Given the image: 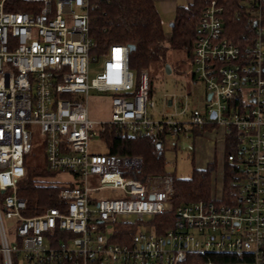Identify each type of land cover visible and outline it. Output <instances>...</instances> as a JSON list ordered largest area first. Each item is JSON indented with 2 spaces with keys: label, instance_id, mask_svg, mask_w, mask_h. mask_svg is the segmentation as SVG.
<instances>
[{
  "label": "built area",
  "instance_id": "1",
  "mask_svg": "<svg viewBox=\"0 0 264 264\" xmlns=\"http://www.w3.org/2000/svg\"><path fill=\"white\" fill-rule=\"evenodd\" d=\"M97 1L0 0V264H176L188 252L248 254L245 264H264V0H243L255 26L243 49L226 38L222 7L214 0L203 7L188 73L203 84L205 102L198 108L187 92L171 93L158 119L146 69L134 89L127 44L110 45L102 60L91 56ZM92 89L112 93L105 123L160 146L181 143L188 129L217 126L223 138L235 135L228 155L238 168L233 202L217 196L173 208L171 174L136 178L140 156L91 151L102 124L88 117ZM33 126L46 171L71 179L57 184L63 207L29 216L18 184L34 147ZM102 189L116 192L99 198ZM171 210L174 220L158 233L150 220ZM118 223L133 224L128 240H116Z\"/></svg>",
  "mask_w": 264,
  "mask_h": 264
},
{
  "label": "trees",
  "instance_id": "2",
  "mask_svg": "<svg viewBox=\"0 0 264 264\" xmlns=\"http://www.w3.org/2000/svg\"><path fill=\"white\" fill-rule=\"evenodd\" d=\"M212 0H191L186 5H177L170 31L165 32L160 13L155 0H99L90 10V37L92 47L90 54L95 60L104 58V54L112 44L133 45L128 56V67L134 75V89L138 84V77L142 70L148 71L149 95L153 93L149 70L155 65L165 66L168 56L173 51L183 54L172 72L180 69V64L190 61L191 51L197 35L198 20L205 5ZM222 7L221 14L224 22V34L228 40L239 48L252 44L255 26L250 20L247 3L243 0H214ZM16 9H25L17 7ZM261 14V24H264V3ZM186 58V60L184 59ZM157 65V66H158ZM133 92L124 93L130 95ZM97 135L103 140L106 151L104 153L140 156L142 169L135 177L143 178L147 175L166 174L165 146L157 148L156 143L149 136H135L116 125L102 123L97 127ZM224 164L222 169L223 185L217 190L213 181L216 162L208 163L202 169L194 168L190 177H173L174 194L171 206L198 200H212L219 196L225 203L233 202L234 184L238 168L228 160V155L235 152V135L224 138ZM34 148L31 153H34ZM50 173L43 165H29L18 184V194L25 199L26 215H38L46 208L63 207L58 199L60 185L51 183L47 179ZM69 186H74L69 184ZM173 210L155 215L150 222L154 224L158 233L163 232L174 220ZM117 241L128 240L133 231V224L118 223ZM65 236V234H63ZM66 237V236H65ZM252 260L248 254H220L211 253L201 255L188 252L182 262L176 264H245ZM64 264H69L65 262Z\"/></svg>",
  "mask_w": 264,
  "mask_h": 264
},
{
  "label": "rangeland",
  "instance_id": "3",
  "mask_svg": "<svg viewBox=\"0 0 264 264\" xmlns=\"http://www.w3.org/2000/svg\"><path fill=\"white\" fill-rule=\"evenodd\" d=\"M191 0H155L157 7H161L163 2L171 4L172 7L177 5H186ZM172 12L163 13V26L166 33L170 31V23L174 18ZM183 57V54L179 51H173L168 56V62L171 71L166 73L165 66L155 65L150 68L149 75L151 76V82L153 87L152 98L155 101L154 110L152 115L158 119V112L168 110L169 107L163 103L164 96H168L171 93L183 94L187 92L190 95V102L201 108L205 102V89L202 83L194 82L193 77L188 73V68L191 62L185 61L180 64L178 71H173L177 63H179ZM186 60V58L184 57ZM102 69V61L99 64L92 66L89 71V78L95 77L96 73ZM111 92H98L96 90H90L87 95V108L88 117L90 120L99 123H105L110 121L111 117ZM151 110V109H150ZM99 126V125H98ZM96 126V127H98ZM35 129L33 135L34 153L30 154L26 163L29 165H43L44 155L42 148V137L39 134L38 127L33 126ZM189 138L183 137L181 143L176 146L172 144V141H168L165 147L164 156L166 159L165 171L169 174L175 175L177 178L190 177L194 168H204L208 161L216 162V170L214 172L213 181L215 188L219 190L222 188V167L224 164V147H223V132L217 126L210 129L192 131L188 129ZM91 151L104 153L106 151L103 140L96 135L90 144ZM49 182L59 184L61 182L70 181V175L68 173L60 172L55 175H47ZM95 182H92L94 184ZM116 190L114 189H102L98 192L99 198H105L113 196Z\"/></svg>",
  "mask_w": 264,
  "mask_h": 264
},
{
  "label": "crops",
  "instance_id": "4",
  "mask_svg": "<svg viewBox=\"0 0 264 264\" xmlns=\"http://www.w3.org/2000/svg\"><path fill=\"white\" fill-rule=\"evenodd\" d=\"M162 3V5H161V7H157V9H158V11H159V13H160V16H161V20H162V22H163V19H162V15H163V13L165 14V13H170V12H172V13H175V9H176V6L175 7H172L171 6V4H170V2H169V4L167 3V5L166 4H164L163 2H161ZM163 28H164V26H163ZM153 94V93H152ZM223 142H224V140H223ZM223 145H224V143H223ZM166 147V146H165ZM208 163H210V161H208L207 163H206V165L208 164ZM205 165V166H206ZM204 166V167H205ZM200 169H202V168H200Z\"/></svg>",
  "mask_w": 264,
  "mask_h": 264
},
{
  "label": "water",
  "instance_id": "5",
  "mask_svg": "<svg viewBox=\"0 0 264 264\" xmlns=\"http://www.w3.org/2000/svg\"><path fill=\"white\" fill-rule=\"evenodd\" d=\"M170 26H172V23H170ZM129 46V49L130 50H132L133 48H134V46L133 45H128ZM165 71H166V73H170V71H171V69H170V67H169V65L168 64H165ZM210 94L208 95V99L210 98ZM170 104V101H168V105ZM212 116H214V114L212 115ZM156 146H157V148H160V144L159 143H157L156 144Z\"/></svg>",
  "mask_w": 264,
  "mask_h": 264
}]
</instances>
